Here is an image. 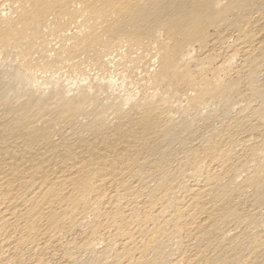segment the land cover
Masks as SVG:
<instances>
[{
	"label": "bare ground",
	"instance_id": "6f19581e",
	"mask_svg": "<svg viewBox=\"0 0 264 264\" xmlns=\"http://www.w3.org/2000/svg\"><path fill=\"white\" fill-rule=\"evenodd\" d=\"M51 259L264 264V0H0V264Z\"/></svg>",
	"mask_w": 264,
	"mask_h": 264
},
{
	"label": "rangeland",
	"instance_id": "374dc122",
	"mask_svg": "<svg viewBox=\"0 0 264 264\" xmlns=\"http://www.w3.org/2000/svg\"><path fill=\"white\" fill-rule=\"evenodd\" d=\"M51 260H52V259H51ZM56 260H57V259H53V260L51 261V263H52V264H54V263H55V264H66V262H63V263L61 262V263H59V260H58V261H56ZM57 262H58V263H57ZM67 264H68V263H67Z\"/></svg>",
	"mask_w": 264,
	"mask_h": 264
}]
</instances>
